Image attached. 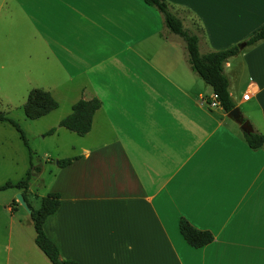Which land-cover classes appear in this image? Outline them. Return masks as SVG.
<instances>
[{"label":"crops","instance_id":"0c3cea01","mask_svg":"<svg viewBox=\"0 0 264 264\" xmlns=\"http://www.w3.org/2000/svg\"><path fill=\"white\" fill-rule=\"evenodd\" d=\"M166 1L198 35L201 53L244 42L264 23V0ZM224 73L243 120L264 135V39L230 57ZM0 79L25 93L43 88L71 109L82 98L100 101L90 130L51 170L47 193L58 192L60 205L43 228L62 259L264 264V144L249 147L229 112L208 106L214 91L155 6L0 0ZM32 197L28 189L35 208ZM181 219L209 231L212 242L189 245ZM19 247L33 264H47L34 238Z\"/></svg>","mask_w":264,"mask_h":264},{"label":"trees","instance_id":"16d2710c","mask_svg":"<svg viewBox=\"0 0 264 264\" xmlns=\"http://www.w3.org/2000/svg\"><path fill=\"white\" fill-rule=\"evenodd\" d=\"M146 4L155 6L163 17L165 27L169 32L178 35L185 44L186 59L191 69L195 71L206 84H208L218 95L220 106L226 111H231L236 105L229 94V83L224 73V63L232 56L238 54L240 49L237 45L231 47L213 50L201 53L199 50V37L196 33L189 31L183 25L180 17H178L170 8L166 0H143ZM264 39V23L254 30L245 40L246 45H252ZM208 101V100H207ZM59 106L58 101L43 88H33L29 91L27 99L23 104L25 116L30 119H37L56 109ZM100 107V101L97 98L89 100L79 99L72 105L71 112L59 121V126L75 132L78 135L86 134L92 124V116ZM0 121L8 122L19 133L26 146L28 143L25 134L20 125L2 110H0ZM56 130L55 127L50 128L46 134H52ZM243 136L251 148H259L264 144V135L257 131L243 133ZM29 147V146H28ZM30 154V169L26 177L17 181H7L0 185V191L8 188H15L21 191L24 200L30 209V218L33 223L35 236L34 242L36 246L45 254L51 264H79L76 261L65 260L60 256L57 245L46 235L43 224L46 218L54 213L60 205V194L58 192H49L42 197L41 205L35 209L28 202L27 192L29 182L35 173L41 171L40 166L33 167L32 152ZM73 158H62L57 161L59 167H64L72 162ZM17 202L16 200H14ZM19 204V203H18ZM179 230L186 242L192 247L199 248L212 242L213 236L209 231H202L192 227L186 220L179 221Z\"/></svg>","mask_w":264,"mask_h":264},{"label":"rangeland","instance_id":"374dc122","mask_svg":"<svg viewBox=\"0 0 264 264\" xmlns=\"http://www.w3.org/2000/svg\"><path fill=\"white\" fill-rule=\"evenodd\" d=\"M189 23L186 22V26L192 27ZM236 90L240 92L241 89H235L234 96L237 94ZM25 92L26 89L11 90L0 79V110L20 125L29 146L25 145L20 133L11 124L0 121V185L7 181L17 182L26 177L31 166L30 149L33 167H41V171L35 173L29 182V193L33 196L31 203L37 209L41 205L42 197L49 191L51 170L55 169L54 158L57 154L71 152L69 144L76 139H82V136L58 125L60 119L72 110L63 98H59V106L46 115L37 119L27 118L23 109L28 94ZM243 106L246 104L242 108ZM53 127L56 128L55 132L46 134ZM16 191L15 188L0 191V264H33V259L19 247L20 241H28L35 236L29 211L22 205L18 213L15 210L11 212L6 207L19 203H12L16 199ZM39 253L45 263L51 264Z\"/></svg>","mask_w":264,"mask_h":264},{"label":"water","instance_id":"95a60500","mask_svg":"<svg viewBox=\"0 0 264 264\" xmlns=\"http://www.w3.org/2000/svg\"><path fill=\"white\" fill-rule=\"evenodd\" d=\"M238 48L240 50H242L245 46L246 43L242 42L239 43ZM228 115L236 122L240 125L241 129L246 132V133H250L253 131V128L251 126V124L249 123L248 120H243V117L241 115L240 109L239 107L235 106L231 111H229ZM16 200L17 202H19L20 205H22L25 209H27L30 213V209L27 206L26 201L24 200L23 196L21 193H17L16 195Z\"/></svg>","mask_w":264,"mask_h":264},{"label":"built area","instance_id":"2783aa9c","mask_svg":"<svg viewBox=\"0 0 264 264\" xmlns=\"http://www.w3.org/2000/svg\"><path fill=\"white\" fill-rule=\"evenodd\" d=\"M250 91H246L243 93L242 95V99L244 100H248L250 98ZM207 104L209 107H217L220 106V102L218 100V95L216 92H213L212 95L210 96V98L207 101Z\"/></svg>","mask_w":264,"mask_h":264}]
</instances>
